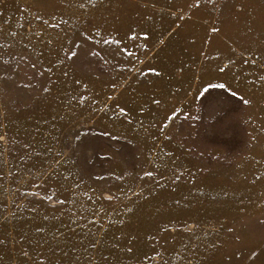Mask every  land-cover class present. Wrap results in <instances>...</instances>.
<instances>
[{
  "label": "rangeland",
  "instance_id": "obj_1",
  "mask_svg": "<svg viewBox=\"0 0 264 264\" xmlns=\"http://www.w3.org/2000/svg\"><path fill=\"white\" fill-rule=\"evenodd\" d=\"M0 264H264V0H0Z\"/></svg>",
  "mask_w": 264,
  "mask_h": 264
}]
</instances>
